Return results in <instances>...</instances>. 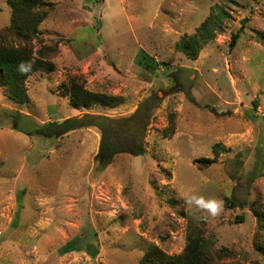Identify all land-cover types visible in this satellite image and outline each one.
Instances as JSON below:
<instances>
[{"label": "rangeland", "instance_id": "1", "mask_svg": "<svg viewBox=\"0 0 264 264\" xmlns=\"http://www.w3.org/2000/svg\"><path fill=\"white\" fill-rule=\"evenodd\" d=\"M42 1L51 7L32 44L51 47L54 70L27 78L23 103L0 87V264H137L150 245L180 253L194 226L214 252L228 250L223 261L264 264L254 212L264 211V0ZM219 8L228 17L215 36L195 56L181 52ZM10 17L0 0L2 40ZM140 49L153 72L135 63ZM69 77L124 102L73 108L59 88ZM135 111L145 114V153L118 154L102 170L99 128L49 134L70 117ZM187 195L222 210L213 217ZM69 240L80 250L60 253Z\"/></svg>", "mask_w": 264, "mask_h": 264}, {"label": "trees", "instance_id": "2", "mask_svg": "<svg viewBox=\"0 0 264 264\" xmlns=\"http://www.w3.org/2000/svg\"><path fill=\"white\" fill-rule=\"evenodd\" d=\"M11 10L10 23L7 32L12 37L11 40H2L0 37V87L4 88L8 95L19 103L28 100L25 82L29 76L37 71L46 73L54 70V64L50 61L51 47L34 49L32 41L39 34V25L46 18V6L42 0H7ZM221 17H228V13L219 8L218 12L211 14L199 25L197 32L184 37L183 41L177 45L178 49L187 54L195 56L201 49L202 42L212 39L221 24ZM242 31L241 29L239 32ZM239 32L232 35L230 46H234ZM21 62H31L32 70L29 73L21 74L17 67ZM135 63L145 69L154 71V60L140 49L135 57ZM169 65V64H165ZM66 83L60 84L59 88L63 96L67 97L68 104L73 108L90 107L100 105L108 108H115L124 102L123 96L109 95L93 92L86 89L82 82L75 77H69ZM257 106V101H253ZM145 115V114H143ZM135 111L128 116L109 118L107 116L92 115L85 116L78 120V117H70L57 124L50 123L49 134L60 136L70 130L80 127L95 126L101 131L99 152L95 158L97 170L106 168L114 157L121 153H129L137 156L145 153L144 135L147 123L145 117ZM174 131V122L169 120L168 126L164 129L163 135H171ZM220 144L213 145V150H217ZM198 161L209 164L211 158H201ZM258 220V225L264 227V211L254 210ZM244 215L236 216V221L241 223ZM81 245V244H80ZM89 253L93 256L92 246H89ZM261 247V248H260ZM78 243L74 240L67 241L59 249L60 253L78 251ZM264 253V246H258ZM213 251L211 241L205 239L202 231L196 226L188 230L186 241L182 251L178 254H166L156 245H150L145 250L137 264H236L225 262L223 257L228 255V250L223 249Z\"/></svg>", "mask_w": 264, "mask_h": 264}, {"label": "clouds", "instance_id": "3", "mask_svg": "<svg viewBox=\"0 0 264 264\" xmlns=\"http://www.w3.org/2000/svg\"><path fill=\"white\" fill-rule=\"evenodd\" d=\"M17 70L21 74L29 73L32 70V63L31 62H21L18 65ZM185 199L188 204L195 205L199 209L206 210L213 217L217 216L223 207L221 201L205 200L203 197L196 196V195H187Z\"/></svg>", "mask_w": 264, "mask_h": 264}, {"label": "built area", "instance_id": "4", "mask_svg": "<svg viewBox=\"0 0 264 264\" xmlns=\"http://www.w3.org/2000/svg\"><path fill=\"white\" fill-rule=\"evenodd\" d=\"M0 234H1V232H0Z\"/></svg>", "mask_w": 264, "mask_h": 264}]
</instances>
